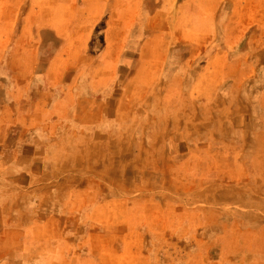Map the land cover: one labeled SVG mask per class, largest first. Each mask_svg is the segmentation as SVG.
<instances>
[{"label":"rangeland","instance_id":"374dc122","mask_svg":"<svg viewBox=\"0 0 264 264\" xmlns=\"http://www.w3.org/2000/svg\"><path fill=\"white\" fill-rule=\"evenodd\" d=\"M80 2L72 10L71 0H0V108L23 82L17 77L43 76L42 65L23 64L25 46L39 50L41 64L60 50L61 39L43 27L78 29L74 38L59 33L64 54L78 52L74 74L120 76L113 104L130 76L131 95L144 93L142 125L124 134L132 145L120 149L123 189L141 191L113 195L134 201L141 239L118 258L264 264V0ZM171 76L183 80L168 92Z\"/></svg>","mask_w":264,"mask_h":264},{"label":"crops","instance_id":"0c3cea01","mask_svg":"<svg viewBox=\"0 0 264 264\" xmlns=\"http://www.w3.org/2000/svg\"><path fill=\"white\" fill-rule=\"evenodd\" d=\"M71 1L76 10L80 1L91 8L100 0ZM34 15L47 16L40 10ZM43 29L61 39L60 50L41 64L39 50L25 46L23 64L42 65L43 76L17 77L23 82L7 90L13 99L0 108V264H123L118 256L138 250L140 222L132 213L134 201L113 195L141 191L134 184L123 189L120 149L132 145L124 134L142 125L144 108L137 102L144 93L131 95L130 77L137 76H130L113 104L111 85L120 76H78L76 46H70L71 56L64 54L69 46L59 33L74 38L80 31L59 24ZM168 79V92L183 80ZM137 141L145 143L142 137ZM113 146H120L117 154ZM151 157L158 159L154 152Z\"/></svg>","mask_w":264,"mask_h":264}]
</instances>
